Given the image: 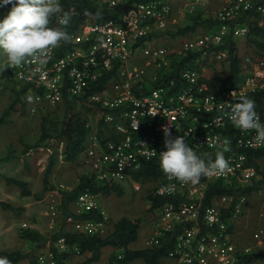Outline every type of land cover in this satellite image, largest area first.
<instances>
[{
    "label": "built area",
    "instance_id": "built-area-1",
    "mask_svg": "<svg viewBox=\"0 0 264 264\" xmlns=\"http://www.w3.org/2000/svg\"><path fill=\"white\" fill-rule=\"evenodd\" d=\"M97 1L112 6L121 0ZM174 1H135L117 20L96 21L87 17L77 28L67 31L71 42H61L45 65L10 67L5 58L4 67L17 86H27L34 104L55 107L65 95L80 96L87 88L99 87L89 97L103 109L102 122L100 126L94 122L87 124L90 132L78 156L88 167L86 173L99 185L126 180L134 183L132 172L166 151L164 126L171 128L173 138L183 136L196 154L206 160L215 159L217 141H228L230 151L224 155L229 170L223 174L201 177L193 185L163 173V182L154 193L170 199L152 211V233L146 244L158 242L179 226L168 253L172 264H236L242 254L251 251L250 245L233 241L230 229L242 207H246V195L237 197L228 216L222 211L225 195L213 197L209 203L202 202V198L208 182L221 181L236 187L257 178L255 167L248 163V151L264 144L254 146L255 130L242 131L232 124L229 104L238 103L241 96L252 100L264 124V55L245 53L241 57L238 50L235 52L240 57L242 73L237 85L215 89L213 81L217 77L209 70L221 65L228 67L229 39L239 49L240 43L245 44L249 26L243 18L252 19L255 13L258 24L264 28V0H214L211 15L218 21L216 26L173 37L164 31L172 23ZM180 1L185 15L207 2ZM58 27L61 25L56 22L53 28ZM98 37L103 38V47ZM164 40L169 43H163ZM179 62L183 64L177 66ZM150 109L157 115H148ZM99 128L113 132L101 138ZM230 138H234L232 142ZM101 194L102 191L88 188L77 194L73 213L96 211L98 216H68L73 230L89 235L106 231L109 215L99 203ZM50 219L52 227L53 216ZM252 237L262 240L263 228L255 230ZM54 246L66 250L64 237L55 240ZM37 261L55 264L49 246L45 254L37 256ZM258 264H264V259Z\"/></svg>",
    "mask_w": 264,
    "mask_h": 264
},
{
    "label": "trees",
    "instance_id": "trees-1",
    "mask_svg": "<svg viewBox=\"0 0 264 264\" xmlns=\"http://www.w3.org/2000/svg\"><path fill=\"white\" fill-rule=\"evenodd\" d=\"M135 1L139 0H121L116 4L109 6L107 3H100L97 0H58L65 11L71 12L70 24L66 29H63V26H61V28L66 31L73 30L87 17L96 21L105 19L117 20L119 16ZM7 6L12 7L11 4ZM85 13H88V15H85ZM187 18L190 21L188 24L178 27L176 30H172L168 27L164 33L175 37V35H184L189 31L192 32L200 28L216 26L218 22L211 14L204 16L200 8L195 10L194 13L190 14ZM243 19L248 22L249 32L245 44H240V48L242 47L245 51L248 50L250 46L253 54L264 55V28L258 24L257 14L254 13L252 19H250L249 16ZM56 22V19L53 18L49 26L53 28L56 25ZM163 43L169 42H165L164 40ZM234 44L235 41L230 39L226 44L230 54V61L227 73L222 77H217V79L213 81V87L215 89L221 85H237L242 78L240 57L235 53L237 50L239 52V47H235ZM182 64L183 62H179L177 66H181ZM1 75V77L13 81V79L10 78V73L6 67L2 68ZM98 88V86L87 88L80 96L68 97L65 95L63 100L52 110V112H57V109L59 108L61 113L59 115L49 117V110L46 109V107L42 108L40 105L37 106V109H40L42 113H44L42 109L46 110L45 114L40 117V134L35 142L24 143L23 152L27 153L31 147H37L43 142H46L49 147L56 148L54 152L52 151L53 153L51 152L52 154L49 156L43 170L42 187L40 190L33 192L29 188L28 181L0 172V177L6 184L15 185L24 195H31L36 199H41L43 197L44 192L51 186L49 176L57 159L56 154L58 144L62 145V158L67 162L75 161L83 149L87 135L90 132V126L87 124L94 122V124H97L98 126L101 125L103 109L90 100L89 97L90 94ZM28 95H30V93L27 92L26 85L18 86L13 101L8 104L4 109V112L0 115V124L5 120L4 115L9 109L14 108L17 102H20L19 107L22 111L32 106L26 99ZM97 131L101 138L102 136L107 137L109 133L113 132L112 130L101 131L100 128ZM230 139L232 142V139L234 138ZM52 141H55V145ZM11 156L12 152L11 150H8L3 156H0V162L9 159ZM259 159L263 160L262 164L258 162ZM248 163L255 167L257 172L256 179L247 185L236 187L223 184L221 181L208 182L202 202L209 203L213 197L217 198L221 195H225L227 200L222 211L224 216H228L234 208L237 197L241 194H245L247 198V207L249 204V196L264 186V146L248 151ZM132 176L136 180L140 178H150L157 181L155 187L146 195L148 202L147 209L149 211H153L154 208L158 207L163 201L170 199L154 193V189L163 182V171L159 166V156L142 163L139 168H136V170L132 172ZM119 185V183L99 185L91 176H89V174H81L78 177L75 186L69 190H60L59 206L60 209H62V215L59 228H57V230H55L50 236H46L33 228H22L20 230L21 237L31 241L32 247L26 251L19 249L0 250V257H7L11 264H15L23 258H27L29 264H35L36 259L34 250L48 245L55 258V264H65V261L69 257L77 253H88L80 264H92L99 259L102 249L106 246H110L114 248V250H119L117 253L110 254L111 262L123 263L134 259H142L145 264H164L165 258L171 261L168 253L173 245L179 226L170 230L165 236L161 237L158 242L145 244L141 247L130 246V243L134 242L138 237L139 220L137 218L125 215L114 220H110L109 218L106 231L102 234L95 235L78 232L73 230L71 226H68V216L73 215L79 218L98 216L96 211L83 214L73 213L70 204L74 201L80 191L88 188L94 192L102 191V193H108L109 191L114 190L120 194L122 190ZM0 207L2 209L10 210L16 215L21 211L18 206L5 200H0ZM230 229H232V225ZM59 237H64L67 245L66 250H59L54 246V241ZM263 259L264 250H251L248 253L242 254L236 264H258L259 261Z\"/></svg>",
    "mask_w": 264,
    "mask_h": 264
},
{
    "label": "rangeland",
    "instance_id": "rangeland-1",
    "mask_svg": "<svg viewBox=\"0 0 264 264\" xmlns=\"http://www.w3.org/2000/svg\"><path fill=\"white\" fill-rule=\"evenodd\" d=\"M205 2L203 7L199 6L204 16L211 14L212 9L216 5L214 0H205ZM11 8L8 6L0 7V22L7 17ZM188 16V14H184L181 1L175 0L173 19L169 28L176 30L178 27L188 24L190 22L187 18ZM0 52L2 53V50ZM245 53H252L250 46L245 51L242 47L239 49L241 57ZM227 69L228 67L221 65L210 68L209 71L216 77H222L227 73ZM17 89L18 86L15 82L0 76V115L8 104L13 101ZM29 103L32 106L22 111L19 107L20 102H17L15 107L9 109L4 115L5 120L0 124V156H3L8 150L12 152V156L9 159L0 162V172L28 181L29 188L36 192L42 187L43 170L49 156L56 148L49 147L46 142H43L37 147H31L27 153H24L23 145L24 143L35 142L40 134V117L45 114L46 110L42 109L44 111L42 113L40 109H37V106L46 107L49 110V117L61 113L59 108L57 112H52L54 107L34 104L33 102ZM52 143L55 145V141H52ZM61 149L62 145L58 144L57 159L49 176L51 186L44 192L41 199L22 194L18 187L6 184L0 177V200L11 202L21 209L20 213L16 215L12 211L0 207V250H29L32 247V242L21 237L20 230L22 228H33L46 236H50L59 228L62 215V209L59 206L60 190L71 189L75 186L78 177L88 170V167L84 166L78 158L72 162L65 161L62 158ZM258 162L262 164L263 160L259 159ZM156 184L157 181L150 178L135 179L134 183L126 180L120 182L119 186L122 190L120 194L113 190L98 196L99 203L107 211L110 220L124 215L139 220L138 237L134 242L130 243L132 247L144 246L151 236L153 226L152 211L147 209L146 195ZM51 204L53 209H50ZM70 208L72 211L76 210L74 201L70 204ZM50 216L54 218L52 227H50L49 223L51 220ZM68 226H71V224L68 223ZM263 226L264 186L249 196L248 206L242 207L241 213L232 226L231 237L233 241H239L238 244L250 245L251 250L263 251L264 238L260 241L252 239L253 232L263 228ZM47 247L48 245L34 250L35 264H39L36 258L37 255L45 254ZM59 248L62 249L60 246ZM117 252L119 250L106 246L102 249L99 259L92 264H145L142 259H134L123 263L111 262L110 254ZM87 255L88 253L73 254L65 261V264H80ZM164 260V264L172 263L166 258ZM15 264H29V261L27 258H23Z\"/></svg>",
    "mask_w": 264,
    "mask_h": 264
},
{
    "label": "clouds",
    "instance_id": "clouds-1",
    "mask_svg": "<svg viewBox=\"0 0 264 264\" xmlns=\"http://www.w3.org/2000/svg\"><path fill=\"white\" fill-rule=\"evenodd\" d=\"M10 4L11 11L0 22V50L8 66L19 68L29 63L43 66L51 58L50 53L60 46L61 42H71L72 36L63 30L71 22V12L65 11L58 0H2L0 7ZM53 18L63 29L49 26ZM97 39L103 47V38ZM231 95L235 99V92ZM26 99L32 102L34 98L28 95ZM229 107V119L232 124L242 131L255 130L254 146L264 144V124L259 120L254 102L241 96L238 103H231ZM147 114L157 115L152 113L151 109ZM163 132L166 151L159 153V166L166 176L182 183L196 185L201 177L210 178L229 170V161L224 155L230 151L226 146L228 141L223 144L217 141L215 159L206 160L196 154L183 136L173 138L170 127L164 126ZM0 264L11 262L7 257H0Z\"/></svg>",
    "mask_w": 264,
    "mask_h": 264
},
{
    "label": "crops",
    "instance_id": "crops-1",
    "mask_svg": "<svg viewBox=\"0 0 264 264\" xmlns=\"http://www.w3.org/2000/svg\"><path fill=\"white\" fill-rule=\"evenodd\" d=\"M5 65V57L3 56V54L0 52V75L2 73V68L4 67ZM2 76V75H1ZM239 242V241H237Z\"/></svg>",
    "mask_w": 264,
    "mask_h": 264
}]
</instances>
